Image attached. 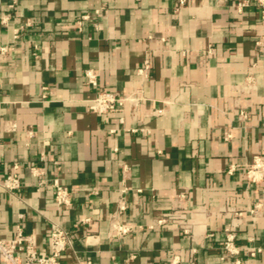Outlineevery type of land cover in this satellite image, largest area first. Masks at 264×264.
Segmentation results:
<instances>
[{
  "label": "crops",
  "instance_id": "1",
  "mask_svg": "<svg viewBox=\"0 0 264 264\" xmlns=\"http://www.w3.org/2000/svg\"><path fill=\"white\" fill-rule=\"evenodd\" d=\"M242 1L0 0V46L14 47L0 58V181L15 164L22 180L0 187L2 236L21 223L46 254L56 222L74 240L62 264H264V168L248 175L257 157L264 165V8ZM253 65L255 89L243 93ZM97 88H141L142 110L98 115ZM54 179L70 206L55 203ZM122 196L126 234L111 230ZM168 211L185 213L188 231L159 224ZM233 225L239 254L223 258Z\"/></svg>",
  "mask_w": 264,
  "mask_h": 264
},
{
  "label": "built area",
  "instance_id": "2",
  "mask_svg": "<svg viewBox=\"0 0 264 264\" xmlns=\"http://www.w3.org/2000/svg\"><path fill=\"white\" fill-rule=\"evenodd\" d=\"M264 8V0H256ZM188 0H177V7L185 5ZM250 1L245 0L238 3L237 7L239 10L243 9ZM100 10H97L99 12ZM90 18V15H83L79 23ZM2 21L6 23L7 18H3ZM20 28L14 29V37L18 38L20 36ZM264 32V31H263ZM258 45L262 46L264 50V39L257 42ZM14 49L12 45H2L0 46V58L7 57L10 52ZM212 52V47L208 49V53ZM258 58V56L256 55ZM254 65L248 71L245 80L239 85V91L243 93H249L255 89V79L256 76L253 70ZM151 69V58L147 55L143 61V65L138 69V73L146 77L149 75ZM87 82L92 86L97 87V74L92 70H87L86 73ZM142 89L138 88L126 95H117L106 89L97 88L95 97L92 99L89 108L91 111L97 113L98 115H104L112 112L116 109H122L123 111H132L134 115H137L142 110V105L144 102V97L142 95ZM163 109H145L143 115H158L162 114ZM237 117L240 121L244 122L248 119L249 113L239 107L237 111ZM126 122V117L122 116L120 118V123L124 124ZM231 133H227L226 137H230ZM261 159L256 158L252 169L248 172V175L252 179H256V172L258 169H263ZM31 171L34 175L40 176L43 172L38 167H32ZM46 182L40 180L37 184V189L40 190L44 187ZM52 185L55 189L54 200L59 207H68L72 203V193L70 189L62 185L58 179H54ZM0 187L9 192H15L22 187V180L19 171V165L15 164L13 166V171L9 173L3 180L0 181ZM127 207L126 196H122L118 201V211L112 216L111 230L116 231L119 234H126L131 229L132 226L124 224L120 221V213H122ZM259 205H255L253 209H250L252 215L257 214ZM224 211H234L233 207H224ZM22 216V215H21ZM254 217V216H253ZM89 219H86L88 221ZM237 223L242 222V215L239 213ZM159 224L166 223H179L184 227L185 231H188V224L186 221L185 213L179 212H165L158 219ZM237 225V224H236ZM229 233H227L226 240L224 241V251L225 254L223 258L228 255L239 254V250L236 247L235 240V225L228 228ZM73 238L69 230L62 227L56 222H52L50 226V237H49V249L46 254L42 253L38 247V241L35 234L25 233L21 223L17 224V231L15 236L11 238H5L2 236L0 231V259L5 264H62L63 256L66 251L74 248ZM264 250L263 247L257 249L258 252ZM236 264H242L240 259L236 260Z\"/></svg>",
  "mask_w": 264,
  "mask_h": 264
}]
</instances>
